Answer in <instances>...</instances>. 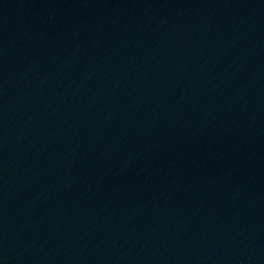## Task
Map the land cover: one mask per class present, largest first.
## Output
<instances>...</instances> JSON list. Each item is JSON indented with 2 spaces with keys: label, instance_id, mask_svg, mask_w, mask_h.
Wrapping results in <instances>:
<instances>
[{
  "label": "water",
  "instance_id": "water-1",
  "mask_svg": "<svg viewBox=\"0 0 264 264\" xmlns=\"http://www.w3.org/2000/svg\"><path fill=\"white\" fill-rule=\"evenodd\" d=\"M0 264H264V0H0Z\"/></svg>",
  "mask_w": 264,
  "mask_h": 264
}]
</instances>
